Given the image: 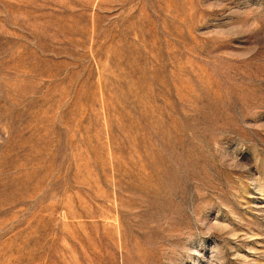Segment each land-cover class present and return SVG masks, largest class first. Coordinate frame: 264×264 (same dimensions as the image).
<instances>
[{
	"label": "rangeland",
	"instance_id": "374dc122",
	"mask_svg": "<svg viewBox=\"0 0 264 264\" xmlns=\"http://www.w3.org/2000/svg\"><path fill=\"white\" fill-rule=\"evenodd\" d=\"M0 264H264V0H0Z\"/></svg>",
	"mask_w": 264,
	"mask_h": 264
}]
</instances>
